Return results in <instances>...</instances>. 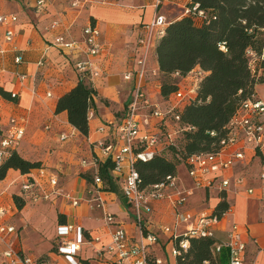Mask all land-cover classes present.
<instances>
[{
	"label": "crops",
	"instance_id": "0c3cea01",
	"mask_svg": "<svg viewBox=\"0 0 264 264\" xmlns=\"http://www.w3.org/2000/svg\"><path fill=\"white\" fill-rule=\"evenodd\" d=\"M78 1L80 5L74 7L73 4ZM156 1L46 0L45 5L38 8V0H0V16L13 15L18 18L17 22L10 24L14 32L10 42L5 38L6 27L0 24V89L7 94H18L16 99L10 100L0 93V125L7 128L10 120L17 118L26 129L18 150L20 155L27 160L42 162L44 168L58 175L62 193L79 200V205L74 206L64 195L53 196L49 201L38 204L30 199L27 203L26 199L25 206L20 210L14 202V196L22 195L20 190L25 175L20 171L10 170L6 179L0 181V209L8 211L5 218L7 224L15 227L20 224V230H16L6 241L24 255L29 256V252L39 251L38 248L45 246L42 227L49 219L56 224L52 227L55 247L60 225L69 224L85 230L87 242L76 258L80 264H113L115 261L103 252L111 242L112 228L105 224L103 210L93 201L94 196L88 193L92 186L78 171L95 172L94 158L96 155L101 156L95 142L117 139V128L126 116L136 83L135 75L131 80H127L125 76L128 72L135 73L138 70V39L146 34V26L158 15L165 16L168 24L182 19L191 2L172 0L157 6ZM91 22L96 23L102 32V53L99 57L102 74L93 82L97 91V107L89 113V133L85 136L69 123L67 112H56L58 100L78 85V74L74 66L75 58L62 53L55 47L54 40L59 35L82 40L83 29ZM53 23H58L59 27L52 29ZM158 42V39L154 40L153 59H149L150 71L159 70L155 56ZM18 57L22 59L19 64L15 62ZM21 76H26V79L21 81ZM183 82L190 81L186 78L182 79L181 83ZM145 91L148 102L142 114H149L156 105L165 109L179 103L173 96L168 101L162 98L158 76L153 77L151 73L147 76ZM49 93L51 97H48ZM256 98L264 101V84L256 86ZM152 123L155 125L158 120L153 119ZM102 126L107 127L104 133L98 131ZM169 127L170 132L174 133V126ZM145 130L143 127V131ZM62 134L70 137L62 141ZM168 142L167 137L162 138L158 146L159 155L167 152L165 148ZM236 149V146L230 147L229 153ZM257 154L247 150L246 161L237 162L231 169L217 174L219 181L228 178L234 182L238 177H245L248 186L256 189L254 196L247 194V187H235L233 184L224 192L205 189L204 193L203 190H198V197L209 200L208 207L204 210L191 207V201L196 198L194 194L183 208L192 219L180 227V233L184 234L187 226L195 223L200 212L214 213L222 201H227L229 212L213 227V231L219 241H225L232 224L238 225L247 244L246 264H264V214L259 190L264 186L260 178V174L264 172V149ZM83 160L87 161L86 167L82 165ZM248 169L256 170V174L246 175ZM117 177L119 193L104 190L103 197L111 212H114L117 222L123 225L132 238L138 239L135 212L122 191L124 179ZM180 179L179 190L192 187L193 182L189 176ZM152 205V214L145 216L146 227L149 232L158 236L159 243L151 247V254L162 259L164 264H177L173 255L174 243L170 235L161 230L163 226L174 223L175 210L166 200ZM58 214L65 216L63 224L59 222ZM31 237H36L35 246L29 243ZM6 249V244L0 241V264L5 262L2 254ZM90 254L94 256L93 259L89 257ZM39 256V259L45 258V255ZM67 262L65 264H69Z\"/></svg>",
	"mask_w": 264,
	"mask_h": 264
},
{
	"label": "built area",
	"instance_id": "2783aa9c",
	"mask_svg": "<svg viewBox=\"0 0 264 264\" xmlns=\"http://www.w3.org/2000/svg\"><path fill=\"white\" fill-rule=\"evenodd\" d=\"M164 1L157 0V6L162 5ZM46 0H38L37 6L41 8L45 5ZM80 2H75L74 7H78ZM204 16V12L199 10L197 4L190 2L186 8V15ZM16 16H0V24L6 27V40L10 42L14 36L10 24L17 22ZM168 21L165 16H156L150 24L146 26L147 32L138 39L140 56L137 60L138 70L128 72L125 76L131 80L136 76L132 99L128 105L126 116L123 122L117 128V139L112 141L95 142V147L100 151L101 156L96 155L94 182L89 195L94 196L93 201L98 203V208L103 210V220L110 228L111 242L104 248L109 257L115 259L113 264H164V261L155 258L151 254V247L159 243L156 234L147 230L145 216L153 212V203L157 201H168L175 210V220L171 226H163L161 230L164 234H169L174 243L173 255L177 258L182 253L187 252L190 247L189 237H215L213 227L218 225L229 211L222 217L214 213L200 212L196 216L195 223L187 226L184 234L180 233V227L187 224L192 216L183 211L195 191L205 189H216L220 192L227 191L232 184L235 187H247L246 191L249 196L256 194L254 187L248 186L245 177H238L232 182L230 179H219L217 174L229 170L237 162H244L247 159V150L258 153L264 149V101L253 98L242 103L235 116L228 126V134L221 141V148L216 153L195 154L188 158L187 169L193 185L190 188L178 189V175H168L162 181L153 185L143 187V180L139 172V164L151 161L156 155H159L158 146L163 137H167L169 142L166 145H174V141L184 130L180 128L181 117L179 111L186 105H180L183 101L188 103L194 99L199 89L200 82L206 73L196 68L188 74L186 78L193 81V88L187 93L182 92L181 86L179 91L173 95L178 100L177 105H171L162 108L159 105L151 108L149 114H142L144 106L148 102V96L145 91V84L149 73L153 77L159 76V70L149 69L150 53L153 48L154 40L160 39L165 35ZM59 27L58 23H53L51 28ZM102 32L96 23L91 22L83 29L82 40L68 39L65 35H59L54 40V45L62 53L75 58V70L78 74L79 81H87L93 86L95 79L102 74L99 64V57L102 53L101 43ZM251 57L252 68L255 69L257 62L260 60L252 51L248 52ZM261 59H264L263 57ZM17 64L22 62L21 58H16ZM264 78V69L261 71ZM178 76V74H177ZM183 78V79H186ZM21 81L26 76L20 77ZM94 87V86H93ZM11 97L16 99L18 94L11 92ZM51 97V94H48ZM153 119L158 123L153 125ZM174 124V125H173ZM169 125H173V132H170ZM143 127L146 128L143 131ZM106 126L98 129L100 133L106 132ZM49 129V127H47ZM26 129L17 118H12L7 128L0 125V164L3 163L14 151H18L25 137ZM69 135L62 134L60 139L65 141ZM90 140V138H88ZM238 147L236 151L229 153V148ZM112 158L114 160L113 175L124 179L123 195L131 204L135 212L136 223L139 230L138 239L132 238L123 225L118 223L116 216L107 208V201L103 198V181L98 175L99 161ZM83 166H87V161L83 160ZM264 182V172L260 174ZM60 181L56 173L47 170L44 167L32 171L25 176L21 185V192L26 199L35 203L49 201L53 196H63L72 201L74 206L79 205V200L74 199L71 195L62 193L59 187ZM260 201L262 202V212L264 214V186L260 187ZM225 200V199H224ZM5 209H0V241L5 243L7 249L3 252L2 257L6 264H48V262L34 261L30 256L10 247L6 239L16 233V227L6 223L7 216ZM58 238L56 249L59 254L63 255L69 264H80L76 258L82 251V246L87 242L85 230L82 227L74 225H60L58 227ZM74 235V237H71ZM98 240V239H97ZM223 249L229 250L230 264H246L247 244L244 240L240 227L232 224L228 239L221 241L215 247V252L219 253Z\"/></svg>",
	"mask_w": 264,
	"mask_h": 264
},
{
	"label": "trees",
	"instance_id": "16d2710c",
	"mask_svg": "<svg viewBox=\"0 0 264 264\" xmlns=\"http://www.w3.org/2000/svg\"><path fill=\"white\" fill-rule=\"evenodd\" d=\"M204 12L203 17L186 15L168 24L165 35L158 42L155 56L159 66L161 96L168 101L176 94L181 81L196 68L206 75L199 85L194 99L179 111V126L184 132L176 138L167 151L184 155V165L195 154L216 153L221 141L227 137L228 126L243 102L256 98V86L264 84L261 71L264 69V0H191ZM249 51L260 60L255 69L251 65ZM178 74V76H177ZM3 96L11 97V92ZM96 89L87 81L63 95L57 103L58 114L67 112L69 123L82 135L89 133V113L97 105ZM1 123V117H0ZM258 152L257 155H259ZM42 162L27 160L18 151L0 164V181L6 179L10 170L29 175L41 168ZM114 160L99 161L98 175L103 181V190L119 193L113 175ZM143 187L162 181L168 175H178L177 164L163 155H156L151 161L139 164ZM94 171L83 173L82 177L92 186ZM18 209H23L26 199L15 195ZM229 210V203L222 201L215 215L222 217ZM59 216V222H65ZM187 252L177 256V264H223L217 254L226 250L230 264L229 250L215 252L216 237H189ZM55 250L56 247L54 248ZM38 261H47L45 258ZM6 264V263H1Z\"/></svg>",
	"mask_w": 264,
	"mask_h": 264
},
{
	"label": "rangeland",
	"instance_id": "374dc122",
	"mask_svg": "<svg viewBox=\"0 0 264 264\" xmlns=\"http://www.w3.org/2000/svg\"><path fill=\"white\" fill-rule=\"evenodd\" d=\"M153 49V48H152ZM153 54H152V51L150 53V59L152 60L153 59ZM150 60V61H151ZM158 79L160 81V77L158 76ZM193 81H190V82H183L181 83V90L182 92H185L187 93L189 91V89L193 88ZM177 100V98H176ZM176 102V101H175ZM178 102V100H177ZM187 104L186 101H183V103H181L180 105H185ZM174 125V124H173ZM160 155H163V157H165L168 161L170 162H173L175 164H177V171L179 173V180H181L180 178H186L189 176V170L187 169V167L184 165V155L183 154H178V156H176L174 153L172 152H164V153H161ZM79 175L82 177V174L83 173H87V171H84V170H79ZM253 173L254 175L256 174V170L252 171V170H246V175L247 174H251ZM20 182V181H19ZM198 191V190H197ZM195 191V194H196V198H195V201H191V207H193L194 209H201V210H204L205 208L208 207V199L205 201L202 197H198V194L200 192H197ZM21 192V190H20ZM203 192L205 193L204 189H203ZM202 193V192H201ZM22 194V192H21ZM23 195V194H22ZM29 196H26V199H27V203H29ZM104 198V197H103ZM209 198V197H208ZM105 199V198H104ZM106 200V199H105ZM107 201V200H106ZM203 203V205L201 206V204ZM108 210L111 212L112 210L110 209L109 205L107 206ZM7 211V210H6ZM114 211V210H113ZM8 212V211H7ZM115 212H116V209H115ZM133 212V211H132ZM114 213V212H113ZM130 213H131V210H130ZM50 218V216L48 217ZM58 218H59V214H58ZM128 218V217H127ZM16 223V220L14 221ZM173 223V222H172ZM170 224L169 226L173 225V224ZM18 225V222L16 223ZM136 224V223H135ZM20 227V224L18 225ZM16 227V230L19 229V227ZM56 224H55V221L52 220L51 222L49 221V219L44 223L43 227H42V231H44L42 233V237L45 239L43 240L44 243H45V246H43L42 248H38L39 251L35 250V252H29L28 255L34 260L36 261L37 259L40 258V254L41 255H45L44 257L46 258L47 257V262L48 264H65L66 261V258L59 254L57 250H55V243L53 244V240H52V237L54 235V229L52 230V227H55ZM20 230V229H19ZM34 236H39V235H34ZM35 239L36 237H31L30 238V241L29 243H31L32 246H35ZM7 240V239H6ZM8 241V240H7ZM5 241V242H7ZM9 244L10 247L13 248L12 244L7 242ZM16 247V246H14ZM89 253V252H88ZM227 254L226 250H224L222 253H219L217 254V257L218 259L223 263V264H229V260L228 258H226L227 256H225ZM49 257V258H48ZM90 258L93 259V255L90 254L89 256ZM68 263V262H67Z\"/></svg>",
	"mask_w": 264,
	"mask_h": 264
}]
</instances>
